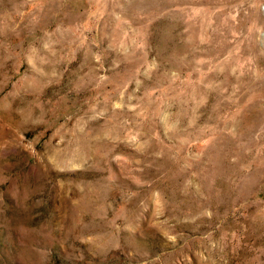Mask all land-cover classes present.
I'll return each mask as SVG.
<instances>
[{
  "label": "rangeland",
  "instance_id": "1",
  "mask_svg": "<svg viewBox=\"0 0 264 264\" xmlns=\"http://www.w3.org/2000/svg\"><path fill=\"white\" fill-rule=\"evenodd\" d=\"M0 264H264V0H0Z\"/></svg>",
  "mask_w": 264,
  "mask_h": 264
}]
</instances>
